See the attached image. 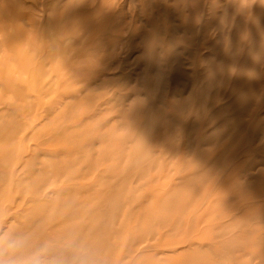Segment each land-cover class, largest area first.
Returning <instances> with one entry per match:
<instances>
[{
	"label": "bare ground",
	"instance_id": "6f19581e",
	"mask_svg": "<svg viewBox=\"0 0 264 264\" xmlns=\"http://www.w3.org/2000/svg\"><path fill=\"white\" fill-rule=\"evenodd\" d=\"M0 237L264 264V0H0Z\"/></svg>",
	"mask_w": 264,
	"mask_h": 264
},
{
	"label": "clouds",
	"instance_id": "9594fccd",
	"mask_svg": "<svg viewBox=\"0 0 264 264\" xmlns=\"http://www.w3.org/2000/svg\"><path fill=\"white\" fill-rule=\"evenodd\" d=\"M0 247L9 252L8 258L0 264H43L39 253L27 254L22 245L8 237H0Z\"/></svg>",
	"mask_w": 264,
	"mask_h": 264
},
{
	"label": "rangeland",
	"instance_id": "374dc122",
	"mask_svg": "<svg viewBox=\"0 0 264 264\" xmlns=\"http://www.w3.org/2000/svg\"><path fill=\"white\" fill-rule=\"evenodd\" d=\"M38 1V0H37Z\"/></svg>",
	"mask_w": 264,
	"mask_h": 264
}]
</instances>
